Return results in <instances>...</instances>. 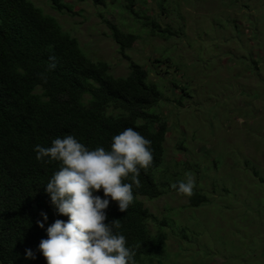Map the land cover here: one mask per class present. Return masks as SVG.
I'll return each mask as SVG.
<instances>
[{"label": "rangeland", "instance_id": "rangeland-1", "mask_svg": "<svg viewBox=\"0 0 264 264\" xmlns=\"http://www.w3.org/2000/svg\"><path fill=\"white\" fill-rule=\"evenodd\" d=\"M32 1L115 76L128 74L129 59L106 20L135 33L126 54L164 92L159 111L169 131L156 176L169 185L191 173L206 199L190 206L177 189L141 197L170 225L168 257L154 264H264V0H132L131 9L178 31L167 39L143 25L129 0H65L72 11ZM163 56L170 61L156 62ZM149 227L160 231L156 222Z\"/></svg>", "mask_w": 264, "mask_h": 264}, {"label": "trees", "instance_id": "trees-1", "mask_svg": "<svg viewBox=\"0 0 264 264\" xmlns=\"http://www.w3.org/2000/svg\"><path fill=\"white\" fill-rule=\"evenodd\" d=\"M52 1L55 10H73L65 0ZM126 7L155 35L167 39L178 34L171 25L163 27L131 9L132 0ZM106 22L120 52L129 59L125 76H115L107 61L88 57L56 17L32 0H0V263L47 264L39 244L57 219H69L56 211L45 191L60 162L50 157L38 160L35 146L50 147L55 138L73 135L90 150H110L113 137L128 127L151 141L154 159L147 170H140L141 186L133 185L134 201L127 211L121 212L109 198L106 222L120 220L118 231L135 251V264H154L168 257L169 237L164 229L169 222L159 220L141 199H156L173 189L172 176L167 177L169 185L156 176L165 161L169 131V121L159 111L164 92L151 79L150 70L126 54L137 35ZM168 61V56L156 58L158 63ZM256 64L252 59L251 66ZM181 89L189 94L186 87ZM125 182H131V177ZM94 195L107 198L102 189ZM203 195L195 188L189 205L199 206L206 199ZM151 221L159 225V232L151 231ZM29 249L35 258L27 257Z\"/></svg>", "mask_w": 264, "mask_h": 264}, {"label": "clouds", "instance_id": "clouds-1", "mask_svg": "<svg viewBox=\"0 0 264 264\" xmlns=\"http://www.w3.org/2000/svg\"><path fill=\"white\" fill-rule=\"evenodd\" d=\"M150 145L149 139L128 127L113 137L110 150H90L73 135L55 138L50 147L35 146L38 160L50 157L60 162L45 191L56 211L69 217L67 222L57 219L50 225L48 238L39 244L47 264H135V251L118 231L120 220L106 222L104 210L112 200L121 212L127 211L134 201L133 185L141 186L140 170L153 163ZM129 177L131 182H125ZM195 184L193 175L185 173V179L172 188L191 197ZM101 189L107 198L94 195ZM42 215L46 220L47 214ZM27 257L35 258L31 249Z\"/></svg>", "mask_w": 264, "mask_h": 264}]
</instances>
